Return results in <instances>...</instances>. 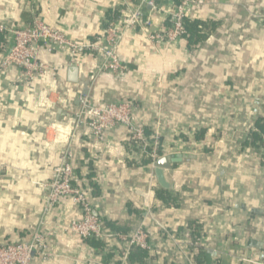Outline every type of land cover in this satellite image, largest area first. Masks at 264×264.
I'll return each instance as SVG.
<instances>
[{"label": "crops", "instance_id": "obj_1", "mask_svg": "<svg viewBox=\"0 0 264 264\" xmlns=\"http://www.w3.org/2000/svg\"><path fill=\"white\" fill-rule=\"evenodd\" d=\"M125 1L0 0V23L17 29L39 18L72 39L91 40ZM155 4L147 7L151 27L129 30L118 48L121 75L103 72L98 56L71 64L69 52L41 47L45 76L27 80L16 68L0 76V243L44 234L52 257L35 253L31 264H123L127 248L117 236L96 247L68 230L78 218L73 200L46 206L47 184L87 92L93 104L133 102L135 124L159 136L160 157L193 155L166 171L165 189L153 160L132 152L126 127L109 128L103 140L81 129L75 174L89 181L94 214L123 231L114 234L145 225L154 244L147 264H264V159L261 145L247 142L264 124V0H200L189 19L208 34L196 45L186 38L152 43L150 33L175 8L172 0ZM13 44L12 33L0 34V62ZM197 251L202 262L193 259Z\"/></svg>", "mask_w": 264, "mask_h": 264}, {"label": "built area", "instance_id": "obj_2", "mask_svg": "<svg viewBox=\"0 0 264 264\" xmlns=\"http://www.w3.org/2000/svg\"><path fill=\"white\" fill-rule=\"evenodd\" d=\"M199 1L172 0L175 8L169 14L168 24L150 33L149 40L159 45L171 44L185 38L187 33L185 21L189 19L191 9L197 6ZM155 5V0L125 1L116 10L117 18L107 22L102 33L91 40L72 39L63 31L49 26L39 18L17 29H9L5 24L0 23V34L8 32L14 37V44L0 62V76L13 68L18 69L27 80L45 76L48 68L39 60L41 47L48 51L59 49L69 52L72 58L71 64L79 62L86 54L98 56L103 61L101 67L103 72L115 76L121 75L126 71V66L119 58L118 48L129 30H145L151 27L152 20L147 7H155ZM261 20L264 28V15L261 16ZM79 101L80 108L75 113L71 132L66 137L52 180L47 184L49 193L46 206L48 208L54 206L61 198L73 200L78 207V218L70 223L68 230L85 241H103L117 236L127 248L123 264H126L133 247L146 250L151 255L154 252V244L150 231L145 225H140L127 234H114L104 230L102 220L93 211L89 181L75 174L73 141L81 129H85L91 140H103L109 128L124 126L129 134L128 143L132 152L135 153L137 148L140 149L141 152H139L151 158L155 164L160 157L159 136L148 137L144 128L135 124L136 105L133 102L93 104L89 92L81 94ZM260 145L264 159V134H262ZM192 244L194 248L198 246L197 241H193ZM34 251L43 259L52 257L44 234L37 232L28 243H0V264H31ZM150 260L149 258V262Z\"/></svg>", "mask_w": 264, "mask_h": 264}, {"label": "trees", "instance_id": "obj_3", "mask_svg": "<svg viewBox=\"0 0 264 264\" xmlns=\"http://www.w3.org/2000/svg\"><path fill=\"white\" fill-rule=\"evenodd\" d=\"M116 15L117 14H115V16ZM185 27L187 29V33L185 35V38L189 41V43L191 45H196V44L204 41L207 34H208V29H206L207 27L203 26V24H201V22L196 21V20L187 19L185 21ZM134 112H135V110H134ZM147 134L149 135V133H147ZM203 134H204V132H202L201 134L199 133L198 137L202 138ZM262 134H264V124H259L257 131H253L251 133V135L247 138V142L252 143V144L258 143L260 145ZM149 148H151V147H149ZM135 151L139 152L140 149L137 148V150H135ZM143 162L145 164H147V163H150L151 160L145 158L143 160ZM159 197H161L162 199H165V200L168 199V195L165 191H162L161 193H159ZM102 222H103L104 230L106 232H110V233H115V232L116 233L117 232L122 233L123 232L120 227H117L115 224H113L111 222L104 221V220H102ZM196 227L193 228L192 230L196 231ZM191 234H192V232H191ZM197 235H198L197 232H193V241L196 240V238H194V237ZM90 242L96 247L103 246V244L100 243L101 241L91 240ZM149 258H150V255L148 254V252L146 250L139 248V247H133L131 249V251L129 252V255H128V259H131L133 262L140 261L141 264H147L149 262ZM203 258H204V254L201 251H199V252L197 251L195 254H193V259L198 260L199 262L201 260H203Z\"/></svg>", "mask_w": 264, "mask_h": 264}, {"label": "water", "instance_id": "obj_4", "mask_svg": "<svg viewBox=\"0 0 264 264\" xmlns=\"http://www.w3.org/2000/svg\"><path fill=\"white\" fill-rule=\"evenodd\" d=\"M69 70L70 72H74V73L77 72L76 67H71L69 68ZM190 157H193V155L187 153H175L158 158V160L155 163V167H156L155 173L159 184L165 189L169 188L170 185L166 178V171L170 170L173 167V165L181 163L184 159ZM34 254L35 251L32 253V255L34 256Z\"/></svg>", "mask_w": 264, "mask_h": 264}]
</instances>
